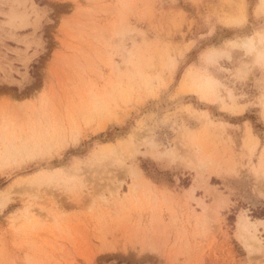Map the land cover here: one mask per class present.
<instances>
[{
    "label": "rangeland",
    "instance_id": "obj_1",
    "mask_svg": "<svg viewBox=\"0 0 264 264\" xmlns=\"http://www.w3.org/2000/svg\"><path fill=\"white\" fill-rule=\"evenodd\" d=\"M0 264H264V0H0Z\"/></svg>",
    "mask_w": 264,
    "mask_h": 264
},
{
    "label": "bare ground",
    "instance_id": "obj_2",
    "mask_svg": "<svg viewBox=\"0 0 264 264\" xmlns=\"http://www.w3.org/2000/svg\"><path fill=\"white\" fill-rule=\"evenodd\" d=\"M256 142V140H254ZM254 145H256V143H254Z\"/></svg>",
    "mask_w": 264,
    "mask_h": 264
},
{
    "label": "crops",
    "instance_id": "obj_3",
    "mask_svg": "<svg viewBox=\"0 0 264 264\" xmlns=\"http://www.w3.org/2000/svg\"><path fill=\"white\" fill-rule=\"evenodd\" d=\"M256 139V138H255Z\"/></svg>",
    "mask_w": 264,
    "mask_h": 264
}]
</instances>
